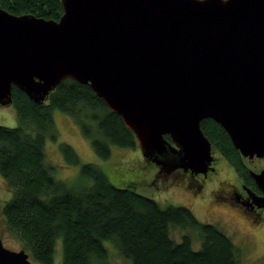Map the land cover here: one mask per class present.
<instances>
[{"label":"water","instance_id":"water-1","mask_svg":"<svg viewBox=\"0 0 264 264\" xmlns=\"http://www.w3.org/2000/svg\"><path fill=\"white\" fill-rule=\"evenodd\" d=\"M62 6L59 20L0 7V105L13 102V85L42 104L70 78L122 117L165 175L211 168L213 147L201 127L208 118L243 156L264 158V0ZM251 173L264 188V170ZM0 264L32 261L0 237Z\"/></svg>","mask_w":264,"mask_h":264},{"label":"trees","instance_id":"trees-1","mask_svg":"<svg viewBox=\"0 0 264 264\" xmlns=\"http://www.w3.org/2000/svg\"><path fill=\"white\" fill-rule=\"evenodd\" d=\"M0 7L54 20L64 12L62 0H0ZM12 93L20 123L0 125V176L11 188L2 215L36 263L56 264L61 241L60 264H112V251L128 264H242L239 248L216 224L199 220L185 206L162 207L139 192L136 182L117 185L66 142L61 151L69 164L80 167L79 178L70 183L55 176L45 147L48 138L59 137L56 110L73 118L104 160L111 157L112 146L138 145L122 117L88 84L65 79L42 104L16 85ZM201 127L212 147L237 164L238 152L226 130L210 118ZM195 240L200 241L198 249Z\"/></svg>","mask_w":264,"mask_h":264},{"label":"rangeland","instance_id":"rangeland-1","mask_svg":"<svg viewBox=\"0 0 264 264\" xmlns=\"http://www.w3.org/2000/svg\"><path fill=\"white\" fill-rule=\"evenodd\" d=\"M54 120L59 137L57 141L48 138L45 148L47 161L55 165V176L58 179L71 183L79 178L80 167L69 164L61 151L60 144L66 142L77 151L84 162L97 164L117 185L125 186L136 182L139 192L157 200L162 207L185 206L190 208L199 220L216 224L233 239L239 248L242 264H264V222L255 224L252 218L244 215L236 207L224 203L220 197L221 192L216 194L211 192L217 189L218 182L228 177L236 179L231 166L225 164V161L222 162L224 165L221 167V174H218L214 183L209 181L203 192L198 193L199 184H188L180 172L161 174L157 164L144 157L139 144L136 148L112 146L111 157L104 160L96 154L91 139L83 135L72 117L56 110ZM19 123L17 111L12 103L6 106L0 105V125L16 127ZM220 165H217V169H220ZM10 194V186L0 176V237L7 248L21 250L20 241L7 229L2 215V207L11 197ZM175 233L177 236L174 235V237L180 240L179 231ZM194 246L196 249L200 248V241L195 240ZM61 251L62 242L59 241L56 264H60ZM30 260L32 264H38L31 257ZM111 262L112 264H128L115 251L111 253Z\"/></svg>","mask_w":264,"mask_h":264},{"label":"flooded vegetation","instance_id":"flooded-vegetation-1","mask_svg":"<svg viewBox=\"0 0 264 264\" xmlns=\"http://www.w3.org/2000/svg\"><path fill=\"white\" fill-rule=\"evenodd\" d=\"M237 152L238 163L234 164L221 150L213 147L215 160L206 173H194L191 170H179L175 172H180L190 185L198 183L197 192L201 193L205 187H207L209 181L214 183L218 174H221V167H223L224 163L229 164L231 166V171L236 175V179L228 177L218 182L217 189L211 192L215 194L221 192L220 197L224 203L231 207H236L244 215L252 218L255 224H261L264 222V206H260L259 203H261L260 198L264 196V188L258 185L251 172L260 173L264 170V158L243 156L239 150H237ZM223 161L225 162L222 163ZM262 162L263 165L261 166ZM217 165H220V169H217ZM214 176L216 177L215 179Z\"/></svg>","mask_w":264,"mask_h":264}]
</instances>
